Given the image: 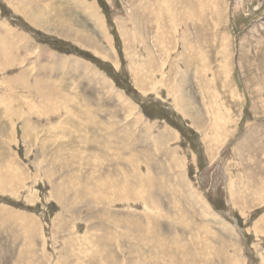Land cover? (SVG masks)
Wrapping results in <instances>:
<instances>
[{
	"label": "rangeland",
	"instance_id": "obj_1",
	"mask_svg": "<svg viewBox=\"0 0 264 264\" xmlns=\"http://www.w3.org/2000/svg\"><path fill=\"white\" fill-rule=\"evenodd\" d=\"M168 249L264 264V0H0V264Z\"/></svg>",
	"mask_w": 264,
	"mask_h": 264
},
{
	"label": "bare ground",
	"instance_id": "obj_2",
	"mask_svg": "<svg viewBox=\"0 0 264 264\" xmlns=\"http://www.w3.org/2000/svg\"><path fill=\"white\" fill-rule=\"evenodd\" d=\"M88 10H91V9H88ZM90 12V15H91V17L94 19V21H95V23L98 25V26H100V27H102L101 25H102V19H101V17L100 16H98V15H96V13L94 14V12L95 11H89ZM37 15H36V13H31V15H30V17L31 18H34V17H36ZM30 17H28V18H30ZM4 45L5 46H7L5 43H4ZM7 52H8V54L10 53V51L7 49ZM37 85H43V84H39V83H36ZM37 85H34V87L35 88H37L36 90H38V86ZM46 89V87L45 86H43L42 87V90L44 91ZM182 106H184L183 104H182ZM180 109V108H179ZM183 109H185V108H183ZM185 113V112H184ZM215 126V125H214ZM217 126V125H216ZM215 126V127H216ZM217 128V127H216ZM8 176V175H7ZM13 178V177H12ZM148 181V180H147ZM150 202L152 203V205L153 206H155V201H154V199H150ZM212 212V211H211ZM204 229V228H203ZM145 233V232H144ZM147 233H151V234H154V235H152V237H151V239H149V240H146L145 242H144V244L145 245H148L150 248H151V250L153 251V253H150L148 256H150V257H152V258H154L155 256H157L158 255V251H157V249H159V251H161L162 249H165V248H163L164 246V244H162V241L161 240H163L164 241V239H162V237H159L160 236V233L159 232H152V229H147ZM157 233H159V235L157 234ZM116 240H119L118 238L116 239ZM178 244V243H177ZM119 248V247H118ZM168 248V247H167ZM170 248V247H169ZM120 249V248H119ZM121 250V249H120ZM170 252L172 251L171 249H168ZM152 255V256H151ZM155 255V256H154ZM143 256V255H142ZM170 261H169V263L168 264H186L185 262H177L176 260H175V258L173 257V255H172V252H171V254H170ZM158 258V257H157ZM143 259H144V261H147V259H146V257H143Z\"/></svg>",
	"mask_w": 264,
	"mask_h": 264
}]
</instances>
